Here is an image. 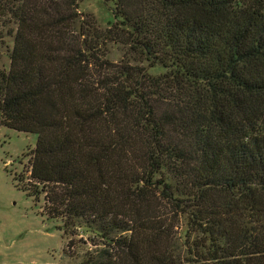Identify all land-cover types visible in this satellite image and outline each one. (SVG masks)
Wrapping results in <instances>:
<instances>
[{
  "label": "trees",
  "instance_id": "1",
  "mask_svg": "<svg viewBox=\"0 0 264 264\" xmlns=\"http://www.w3.org/2000/svg\"><path fill=\"white\" fill-rule=\"evenodd\" d=\"M111 2L143 65L105 76L78 0H0V129L37 136L13 181L83 264H264V0Z\"/></svg>",
  "mask_w": 264,
  "mask_h": 264
},
{
  "label": "rangeland",
  "instance_id": "2",
  "mask_svg": "<svg viewBox=\"0 0 264 264\" xmlns=\"http://www.w3.org/2000/svg\"><path fill=\"white\" fill-rule=\"evenodd\" d=\"M111 5V0H78L79 15L68 27L74 35L83 32L80 42L86 38L87 44L96 46L99 60L108 62L105 76L117 73L123 64L143 65L121 42L105 37L115 21ZM5 54V47L0 46L1 61H7ZM36 142L35 134L0 129V264H83L93 248L86 235L71 236V230L64 233L60 221L42 216L43 201L35 203L21 191L26 180L18 185L13 181L14 176L27 175L26 154Z\"/></svg>",
  "mask_w": 264,
  "mask_h": 264
}]
</instances>
